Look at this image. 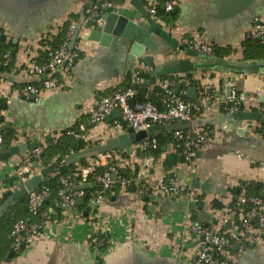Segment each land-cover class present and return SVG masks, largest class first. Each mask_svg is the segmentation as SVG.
Instances as JSON below:
<instances>
[{
    "label": "crops",
    "instance_id": "obj_1",
    "mask_svg": "<svg viewBox=\"0 0 264 264\" xmlns=\"http://www.w3.org/2000/svg\"><path fill=\"white\" fill-rule=\"evenodd\" d=\"M172 1L175 3L173 11L177 14L176 19L171 23L160 17V21L155 20L166 30L172 31L180 41L189 45V41L194 37H200L230 51L228 55L218 57L246 61L264 59H247L243 46L247 32L253 26H264V0H259L250 12L230 19L218 17V0ZM95 2L96 0H0V46L3 45L6 53L13 55V68L10 71H3L0 65V99L8 100L6 108H0V112L4 117L3 126L14 130L15 138L12 144L36 141L40 145L43 141L48 144L60 138L68 140L64 132L79 131L83 125L89 140L86 142L81 139L84 145L80 146V138H71L77 142V148L70 147L69 153L66 154L68 155L85 146L105 143L130 128L124 125L121 115L112 114V111L108 119L93 123L91 111L104 96L111 95L115 90L128 88V74L133 77L138 69L150 72L152 66L145 65L141 58L129 61L128 47H122L119 42L114 41L108 47L98 41L85 39L89 33V28L85 26L91 24L86 5ZM114 2L117 11L138 15L132 0ZM149 2L150 0H143L147 10ZM164 5L162 3L163 8ZM67 21L74 24L76 29L80 28L78 40L73 48L81 52V58L71 69L54 74L57 87L43 91L35 99L23 98L19 94L20 87L37 81L41 84L42 80L27 77L24 72L13 73V69L23 70L31 63H39L41 52L45 50L44 41L60 33ZM92 26L91 24L90 29ZM164 46L160 54L153 55L154 65L170 64L182 58L196 60L186 56L183 51L175 53L173 48L166 47L165 44ZM8 60L6 58V61ZM186 74L190 80L186 81L180 74L174 91L180 82L183 84L178 94L194 85H201L207 106L217 99L227 97V86L231 87V93H244L251 103H264V70L236 73L205 69ZM142 83L143 81L139 83L140 87H143ZM135 90L134 97L137 101L139 97L149 98L154 93L162 104L161 107H164L163 93L157 85H149L145 95H140L139 89ZM184 97L195 102L187 93ZM205 104L198 109L197 117L226 113L222 108L208 110ZM252 107L258 110L256 104ZM6 122H9V127L5 125ZM260 125L263 124L256 120L236 121L229 130H224L220 123L208 125L215 128V139L196 151L195 171L190 174L184 172L185 177L192 176L199 178L203 183L210 182L208 192L197 188L201 196L196 201L202 204V207L197 206L190 210L187 199L142 195L138 191V183L135 184L136 190L121 188L117 194L107 191L96 205L91 202V197L101 187L96 188L91 192L89 200L84 197V203L78 204L77 213L61 209L57 211L49 207L47 213L53 216L44 225L46 236L23 244L24 247L22 245L18 249L13 247L12 242L0 264H192L196 255V241L187 223L188 219L220 232L234 230L235 220L231 221L230 225L225 221L231 208L230 203H233V209L238 210L236 203L239 196H236L232 189L239 191V187L246 184L264 194V133L258 132ZM239 128L244 131L240 133ZM137 143L126 148L127 157H122L120 153L119 163L122 167L145 168L152 158L155 164L159 159L163 161V167H149L153 179L166 172L169 178H172L171 172L182 171L179 164L183 163L184 155L172 150L173 141L163 148L158 158L149 153V150H135ZM32 150L30 148L27 153ZM23 154L0 162V197L7 195L8 190L14 191L22 186L23 182L14 174V169L15 160ZM166 162L171 167L167 168ZM56 175L57 172L54 177ZM182 180L190 184L185 178ZM91 182L88 183L89 188L98 183ZM214 200L221 201L224 207H214ZM248 209L250 206L245 205L244 210ZM98 223L105 226L103 230L110 239L107 249L100 253L90 245V237L96 231ZM252 227L253 229L244 232L241 238L244 251L239 258L233 259L235 264H264V236L260 233L258 223H254ZM7 234L3 233L2 241L7 238ZM12 248L15 251L12 259H9ZM237 250L232 247L231 255L235 256Z\"/></svg>",
    "mask_w": 264,
    "mask_h": 264
},
{
    "label": "built area",
    "instance_id": "obj_2",
    "mask_svg": "<svg viewBox=\"0 0 264 264\" xmlns=\"http://www.w3.org/2000/svg\"><path fill=\"white\" fill-rule=\"evenodd\" d=\"M149 3L150 6L148 11L150 15L154 19L160 21V18L156 14L158 0H150ZM174 5V1L167 0L164 7L166 11H171L174 9ZM115 6L114 1L96 0V2L86 10L88 20L91 21L93 18H98V20L101 21L103 8ZM75 31L76 26L71 24L67 39L57 48H53L50 44L46 43L45 50L47 51V56L41 62L31 63L23 70H19L18 68L13 69V73L24 72L27 77H36L42 80L40 85L29 83L20 87V96L27 99L38 97L43 91L57 87L58 83L54 74L64 69L69 70L76 65L78 61V50L70 46V41ZM246 37L259 39L264 44V26H253L247 32ZM189 45L201 54L207 56L215 55L216 44L212 41L194 37L189 41ZM5 57L10 59V53H5ZM140 71L142 70L138 69L132 77V86L143 81V78L139 76ZM180 74L186 78V81L190 80L186 73H178L171 77L158 79L155 83L163 93V108L159 107L151 100L136 101L135 105H131L130 100L136 94V90L130 86L126 89L115 90L111 95L104 96L98 106L91 111V121L93 123L103 122L106 115L114 108H120L122 122L132 127L135 132L148 129L152 125H165L168 123L193 120L197 117L194 110L199 109L201 105L206 103L204 99L205 93L200 89L201 85H197L199 91L197 101H199V105H196V102H192L184 97L187 93L186 90L182 91V93L180 92L181 94H176L174 86L177 81H179ZM258 93H260V91H258ZM253 104L258 106L259 111L264 112V103H251L250 98L241 92H232L225 98L217 99L211 105H205L208 110L222 108L225 112L233 113L239 110H254L252 109ZM1 116L2 114L0 112V118ZM3 125L4 123L0 122L1 129H3ZM258 132L260 134L264 133V124L258 126ZM67 133L86 142L89 140V135L85 132V127L83 125H81L79 131L67 130ZM215 134V128L211 126L174 131V140L171 148L173 151L181 152L184 155L185 161L179 164V168L182 169L183 172L190 174L195 171L197 165L195 159L196 151L202 149L208 141H213L216 136ZM43 142L44 143L40 145L38 144L31 152H24L23 155L15 160L14 174L18 176L21 182H24L28 177L34 175V171L39 173L41 168L45 166L42 162L41 155L48 144L45 141ZM55 142H57V140H55ZM3 144L4 134L0 132V150ZM157 147L158 139L152 137L139 141L134 149H138L137 151H147ZM33 159L36 160L34 161ZM119 159H121L120 152L118 150H110L89 158L85 164L77 163L75 176L80 177L77 185L72 182L70 176H60L61 185L58 191L57 206L62 211L77 213L78 198L85 197L87 190L85 188H77V186L92 183L89 181L90 176L94 178V182H98L101 185V188L91 197V202L94 204L100 203L104 194L110 191L118 180H120V185L124 190L128 189V186L132 183H138V191L142 195L150 194L152 196L176 197L187 200H198L201 196L200 190L192 187L185 180L167 177V172L153 179L149 172V167L156 165L163 167V161L161 159L157 160V164H155V161L150 158L147 166L145 168H139L132 178H119L118 169L122 167L119 163ZM34 162H37L39 167H33ZM100 168H103L102 172H99ZM114 174H117L116 178ZM50 195L51 191L45 185H42L39 190L30 193L28 197L30 213L32 215H37L43 202L46 201ZM236 204L238 210L231 207L225 218V221L231 222L235 219L236 215L239 217L241 225H236L234 230L220 232L203 223L188 219L187 223H189L190 229L194 235L193 239L196 241V255L192 264H235L233 259L236 260L239 258L244 251L241 238L244 232L253 229L252 219L254 218H257L258 227L261 231L260 233L264 236V197L249 195L246 190L243 189ZM245 205H249L250 209L244 210ZM44 214L46 218L41 222H30L27 218H20L14 223L9 236L15 249H18L23 244L31 243L46 236V226L44 225L46 221L52 217L51 213ZM103 229L105 230V226H102V223H98L95 228L96 231L90 237V245L98 253L101 252V235L105 234ZM239 229L243 231H239ZM236 231H238L237 234ZM240 232H242V234H240ZM237 242H240L241 245L235 256H232V247H234Z\"/></svg>",
    "mask_w": 264,
    "mask_h": 264
},
{
    "label": "water",
    "instance_id": "obj_3",
    "mask_svg": "<svg viewBox=\"0 0 264 264\" xmlns=\"http://www.w3.org/2000/svg\"><path fill=\"white\" fill-rule=\"evenodd\" d=\"M259 0H218L219 9L218 17L221 19L235 18L239 15L250 12L258 3ZM134 7L138 11V15L133 16L127 13H121L116 10L115 7H104L101 21L98 18H93L90 23L93 25L90 29L91 24H86V28H89V33L85 36V39L98 41L101 45L111 46L112 42L116 41L123 47H128L129 61H135L137 58H141L145 65L152 66L148 78L143 80V87L139 84H134V89H139L140 95H145L148 91V86L153 85L158 79L166 78L171 74L187 73L194 70H210L217 69L223 71H232L236 73H251L260 72L264 70V59L258 60H231L224 57L218 56H204L199 51L189 46L187 43L177 39L172 31L166 30L163 25L157 22L149 13L144 6L143 0H132ZM92 4L88 3L86 7H90ZM146 21V23L144 21ZM80 28H77L72 40L71 48H73L78 40ZM166 47L174 49L175 53L183 51L186 56L196 58L191 60L190 58H182L177 61H173L170 64L165 65H154V56L157 53H161ZM168 49V48H167ZM170 49V48H169ZM45 78V77H44ZM182 82L178 83L175 93L178 94L182 88ZM227 95L231 94V87L227 86ZM187 95L190 99L199 105L198 99V87L192 86L187 89ZM35 99V97H32ZM6 98L0 99V108H6ZM137 99L131 98L130 104L135 105ZM117 115H121L120 108H114L111 112ZM110 114L106 115L108 119ZM242 120H256L264 124V112L259 110H239L236 112H226L211 115L208 117H196L191 121H182L175 123H168L165 125H152L148 129L140 130L135 132L130 127L127 132L119 133L112 139L105 143H97L90 146H85L80 150L71 152L68 155H59L52 163L41 168L40 172L28 177L22 186L17 190H8V198L0 204V218L5 215L10 207L15 206L17 201L24 196L29 195L35 190H39L43 183L51 180L54 174H64L69 170V167L76 163L85 164L91 157L96 156L99 153L110 150H118L121 156H125V150L128 147H132L134 143L142 141L146 138L157 137L163 132H171L176 130H187L198 127H205L212 124L220 123L223 125L224 130H229L233 127L236 121ZM5 125L9 127V122ZM239 132H243V128L238 129ZM80 146L84 145V142L79 140ZM38 143L22 142L18 144H3L0 150V162L8 160L9 158L18 155L20 153L27 152L30 148H36ZM138 150V149H136ZM172 158V156H170ZM183 162L184 157H183ZM63 163V164H60ZM34 167H39L37 162L34 163ZM172 178L177 177L179 179H186L195 188H201L203 191H210V182H201L199 178L186 176L183 171L171 172ZM117 177V174H114ZM77 188H89V184L78 185ZM238 192V191H237ZM174 199L176 197H173ZM84 197L78 198V204L84 203ZM98 203H96L97 205ZM188 208L194 210L197 206L202 207V204L196 200L187 201ZM233 203H230V207ZM230 225V221L227 222ZM238 231H236V234ZM241 243L234 245L235 249L240 247ZM24 247V245H23ZM15 249L12 248L9 252L8 258L12 259Z\"/></svg>",
    "mask_w": 264,
    "mask_h": 264
},
{
    "label": "trees",
    "instance_id": "obj_4",
    "mask_svg": "<svg viewBox=\"0 0 264 264\" xmlns=\"http://www.w3.org/2000/svg\"><path fill=\"white\" fill-rule=\"evenodd\" d=\"M109 1H114V0H109ZM166 0H159L158 4L156 5V14L158 17L168 21L169 23L173 22L176 17L177 14L171 10V11H166L165 7H162V3L165 4ZM71 25L70 21H67L64 24V27L62 29V31L60 33H58L57 35H54L51 39H46L44 41V44L48 43L50 44L53 48H57L59 47L68 37V31H69V27ZM243 46L245 47L244 50V56L249 59V58H253V59H258V58H263L264 57V44L261 42V40L259 39H253L250 37H246ZM5 48L3 47V45L0 46V65L3 67L2 70L3 71H10L13 68V55L10 54V59L8 61H6L5 58V53L6 50H4ZM229 50H225L221 47H219L218 45H216L215 48V54L217 56H225L229 54ZM47 56V51L44 50L41 52L39 61L41 62L45 57ZM82 54L81 52L78 51V60L81 58ZM191 74V73H190ZM189 75V74H188ZM56 76V75H54ZM139 76L141 78H148L149 77V72H145V71H140ZM191 76V75H190ZM131 74L127 75V82L129 83V86H131L130 81H131ZM38 85H40V82H36ZM158 91V90H155ZM146 99H150L151 101H153L154 103H156L159 107L162 106V104L160 103V101L158 100L157 96L153 93L150 95L149 98H145V97H139L138 100H146ZM194 112L196 114H198V109H195ZM0 122H4V117L3 115L0 118ZM78 124H76L77 127ZM125 125V124H124ZM0 132H3L4 134V143L11 145L12 144V140L15 138V133L13 129H7L6 127H3V129L0 128ZM64 135L68 136V140L65 138H60L57 142L54 141H50L48 142V145L44 148L43 153L41 155L42 158V162L44 165H48L50 163H52L55 160V157H57L58 155H66L67 153H69L70 151V147L76 149L77 148V142L71 138H74V136L67 134V131L64 132ZM174 132H166L163 133L159 136H157L158 139V147L155 149H149V153H151L152 155H154L155 158H158L162 151L163 148L165 146L168 145L169 142L173 141ZM128 155H125V157H127ZM34 161L36 159H33ZM166 167L169 168L171 167L170 165L167 164V162L165 163ZM137 168L136 166L134 167H130V166H124V167H120L118 169L119 172V178L121 177H127V178H132L135 173L137 172ZM103 168L99 169V172H102ZM60 176H70L72 182H74L75 185L78 184L80 177L75 176V164L71 165L69 167V170L64 173V174H58L55 177H53L51 180L46 181L45 183H43V185L47 186L50 191H51V195L50 197L43 202L40 211L38 212L37 215H32L29 211V204H28V197L24 196L21 199H19L16 203L15 206H12L9 208V210L5 213V215L3 217L0 218V260L4 259L6 256V250L8 248L11 247L12 245V240L9 236V233L11 231V229L13 228L14 223L20 219V218H27L29 219L30 222H41L43 220H45L46 215L44 213H47V211L49 210V207H53L55 208V210L60 211V208L57 206V200H58V191L60 188ZM169 177V175L167 176ZM94 178L92 176H90L89 181H93ZM101 185L99 183H96L95 186L88 188L86 190V195L85 198L87 200H89L90 198V194L91 192L96 189V188H100ZM121 185H120V180H118L115 185L112 187V189L110 190V192H115L116 194L119 193V191L121 190ZM136 185L134 183H132L131 185L128 186V190H136ZM245 189L246 192L249 195H258V196H262L264 197V194H261L259 189H256L255 187H253L252 185L247 186L246 184H243L239 187V191L237 192V189H232L234 194L237 196L240 195V192H242V190ZM8 198V195H4L3 197H0V204L3 203L6 199ZM214 207L216 208H222L223 203L219 200H214L213 202ZM238 208V206H237ZM53 216V214L51 215V217ZM235 224L237 226L241 225V221L239 220V217L236 215L235 217ZM257 223V218L252 219V223ZM253 223V224H254ZM5 232V234H7V238L5 237V239L2 241V235ZM109 237L105 234L101 235V244H100V249L101 251H105L107 249V247L109 246ZM2 242V243H1ZM4 246V247H3Z\"/></svg>",
    "mask_w": 264,
    "mask_h": 264
}]
</instances>
